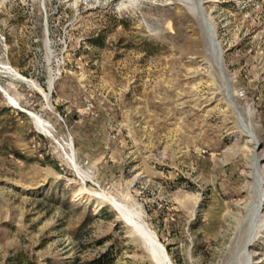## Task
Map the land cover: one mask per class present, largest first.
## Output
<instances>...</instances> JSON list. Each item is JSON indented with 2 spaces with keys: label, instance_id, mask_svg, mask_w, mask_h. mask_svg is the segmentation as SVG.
I'll list each match as a JSON object with an SVG mask.
<instances>
[{
  "label": "rangeland",
  "instance_id": "1",
  "mask_svg": "<svg viewBox=\"0 0 264 264\" xmlns=\"http://www.w3.org/2000/svg\"><path fill=\"white\" fill-rule=\"evenodd\" d=\"M197 4L0 0V264H162L137 223L171 264H264V0L203 1L260 148Z\"/></svg>",
  "mask_w": 264,
  "mask_h": 264
},
{
  "label": "water",
  "instance_id": "2",
  "mask_svg": "<svg viewBox=\"0 0 264 264\" xmlns=\"http://www.w3.org/2000/svg\"><path fill=\"white\" fill-rule=\"evenodd\" d=\"M200 1L201 0H198V4H197L196 9H197V11L199 13L201 22H202L203 27L205 29L207 38H208L209 43H210V47L215 49V52H217V49H219L218 58L214 56V64H215V66L217 67V69L219 71V74H220V77H221L222 81L224 82L227 99H229L230 105L233 107L234 111L237 113L238 118H240V120L243 121V119H242L243 116H242V114L240 112V109H239L238 105L236 104V102L233 100V98L231 96L230 87H229V84H228V81H227V78H226V74H225L224 69H223V50H222V47H221V45L219 43V40H218V37L216 35V31L214 29V25H213L212 21L210 20V18L206 15V12L204 10L203 4ZM51 81H52V85L51 86H53L54 80H51ZM48 97H46V99H48ZM10 99L12 100V98H10ZM27 113L30 114L31 116H33L39 122V118L34 113H29V112H27ZM245 129H246L248 135H250V136L252 135V137L254 138V141L257 144V148H260L261 147V143L256 140L254 134L252 133V131H253L252 128L251 127H246ZM263 160H264V156L262 158H258L256 160L255 164H254L255 185H256L257 194H259V195H260L261 191H263V181H262V176H261V173H260V163ZM263 200H264V197H263ZM262 203H263V201H262ZM253 240H254L253 239V235L249 236L248 239H247V242H246V244L244 246V249L248 253H250L249 252V248L251 247V245L253 243ZM164 248H165V251H167L166 247H164Z\"/></svg>",
  "mask_w": 264,
  "mask_h": 264
},
{
  "label": "bare ground",
  "instance_id": "3",
  "mask_svg": "<svg viewBox=\"0 0 264 264\" xmlns=\"http://www.w3.org/2000/svg\"><path fill=\"white\" fill-rule=\"evenodd\" d=\"M203 1H204V0H201V3H202V4H203ZM129 3H130L132 6L137 7L138 4L140 3V0H129ZM212 53H213V55H214L215 57L218 58V55H219V49H217V52H215V49L212 48ZM228 100H229V99H228ZM242 119H243V117H242ZM240 121H241V120H240ZM39 122H40L41 124H43L42 121L40 120V118H39ZM241 123H242L244 129H245L246 127H249V126L244 122V119H243V121H241ZM252 133H253V132H252ZM254 136H255V135H254ZM250 138L252 139V141H254V138L252 137V135L250 136ZM256 140H257V138H256ZM257 141H258V140H257ZM255 144H256V142H255ZM73 157H74V156H73ZM105 198H106L107 200H109V201H112V203H113V204L116 206V208L119 209L120 211H123V210H124L123 206H122L120 203H118L116 200H114V199H112V198H110V197H107V196H106ZM260 209H261V203H260V207H257V209H256V211H255V213H254V215H253V217H252V221H251V231H250V232H253L252 235L254 234L255 236H257L256 234H258V230H259V225L256 224V220H257V219L259 218V216H260V213H261ZM129 218H130V217H129ZM131 219H132V218H131ZM132 221H133V220H132ZM136 226H138V228H139V230L141 231V233H142V234H143V235H144V236H145V237L151 242V245H152V251H153V253H155V255H156V259L159 260V262H161L162 264H171L170 258H169V256H168V254L166 253L164 246L161 245V243L158 241L156 235H155L153 232H151L150 230H148L144 224H138V223H137ZM247 264H253V257H252L251 255H249V254H248V262H247Z\"/></svg>",
  "mask_w": 264,
  "mask_h": 264
},
{
  "label": "trees",
  "instance_id": "4",
  "mask_svg": "<svg viewBox=\"0 0 264 264\" xmlns=\"http://www.w3.org/2000/svg\"><path fill=\"white\" fill-rule=\"evenodd\" d=\"M23 114V113H22ZM85 264H104L103 262H97V261H93V262H88V263H85Z\"/></svg>",
  "mask_w": 264,
  "mask_h": 264
},
{
  "label": "built area",
  "instance_id": "5",
  "mask_svg": "<svg viewBox=\"0 0 264 264\" xmlns=\"http://www.w3.org/2000/svg\"><path fill=\"white\" fill-rule=\"evenodd\" d=\"M240 94H243V92H240Z\"/></svg>",
  "mask_w": 264,
  "mask_h": 264
}]
</instances>
